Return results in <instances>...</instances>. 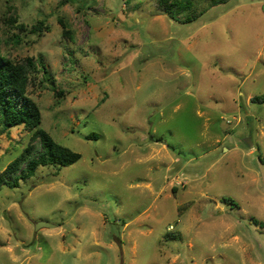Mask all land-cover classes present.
I'll use <instances>...</instances> for the list:
<instances>
[{
  "label": "rangeland",
  "instance_id": "374dc122",
  "mask_svg": "<svg viewBox=\"0 0 264 264\" xmlns=\"http://www.w3.org/2000/svg\"><path fill=\"white\" fill-rule=\"evenodd\" d=\"M193 1L185 23L157 0H0L41 128L81 155L0 188V264H264V0ZM30 136H0V172Z\"/></svg>",
  "mask_w": 264,
  "mask_h": 264
},
{
  "label": "trees",
  "instance_id": "16d2710c",
  "mask_svg": "<svg viewBox=\"0 0 264 264\" xmlns=\"http://www.w3.org/2000/svg\"><path fill=\"white\" fill-rule=\"evenodd\" d=\"M74 2V0H72ZM128 4L130 0H124ZM219 2H225L220 0ZM193 0H157V6L172 19L185 15V23L193 21L191 13ZM10 20V19H9ZM14 23L17 18L12 19ZM45 25L39 22L29 33H40ZM21 33L27 28L20 23L14 27ZM63 34L70 32L64 29ZM17 44L20 43L17 39ZM3 40L0 37V136L6 131L23 126L30 134L29 145L0 172V188H19L22 183L32 179L39 168L54 166L58 169L77 163L81 155L69 147L56 142L53 137L41 128L42 115L37 103L28 95L31 75L38 69L33 58L12 61L1 50ZM40 66V65H39ZM44 77L48 74L44 64H41ZM48 77V76H47ZM252 103L264 104L262 97L252 98Z\"/></svg>",
  "mask_w": 264,
  "mask_h": 264
},
{
  "label": "water",
  "instance_id": "95a60500",
  "mask_svg": "<svg viewBox=\"0 0 264 264\" xmlns=\"http://www.w3.org/2000/svg\"><path fill=\"white\" fill-rule=\"evenodd\" d=\"M41 227H49V228H53L54 226L49 224V223H46V222H42L39 224L38 226V229L41 228Z\"/></svg>",
  "mask_w": 264,
  "mask_h": 264
}]
</instances>
